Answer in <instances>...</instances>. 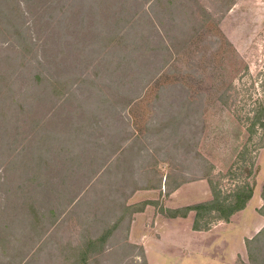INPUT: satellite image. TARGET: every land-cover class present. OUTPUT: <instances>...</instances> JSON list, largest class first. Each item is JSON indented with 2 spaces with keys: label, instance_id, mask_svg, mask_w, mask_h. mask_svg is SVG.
Instances as JSON below:
<instances>
[{
  "label": "rangeland",
  "instance_id": "374dc122",
  "mask_svg": "<svg viewBox=\"0 0 264 264\" xmlns=\"http://www.w3.org/2000/svg\"><path fill=\"white\" fill-rule=\"evenodd\" d=\"M258 118L264 0H0V264L167 263L172 234L192 264H264L259 224L234 251L230 220L171 233L166 207L254 161L258 211Z\"/></svg>",
  "mask_w": 264,
  "mask_h": 264
},
{
  "label": "crops",
  "instance_id": "0c3cea01",
  "mask_svg": "<svg viewBox=\"0 0 264 264\" xmlns=\"http://www.w3.org/2000/svg\"><path fill=\"white\" fill-rule=\"evenodd\" d=\"M180 187H179V189H180ZM177 190H178V187L173 188V192L174 191L176 192ZM254 191H255V189H254ZM170 193H172V192H170ZM256 196H257V193L255 191V193H253V196L251 197V199L247 203L246 207L240 211H237L235 214H233L230 218V222H225V223H227V226L225 227V229L223 228V230L225 232H223L221 238L218 240L221 242L224 241L225 247H229L234 251H239L243 246L245 247L247 240H251L253 237H255V236L252 237V235L250 233L253 230V228L255 229L256 224H259V227H257L258 233H260L264 229V215L262 214V208L264 206V200H263L262 205L257 204L256 207H258V211H253V210H255V208H253V205L255 203ZM202 201H205V200H202ZM177 202H178L177 205H182V207L194 204V203L187 204V203H189L188 201L186 202V201H181V200H179ZM198 202H201V201H198ZM198 202H195V203H198ZM166 207L169 209H175V208H179L181 206L176 207V205H173V206L166 205ZM247 211H251L253 213V220L250 222H247L244 219L242 220L239 218L241 216L243 217V215ZM194 217H195V213L193 211H190L189 214L187 215V217H181V216L170 217L169 219H171V226H170L171 227V233H172V231H174L176 228H178L184 222L187 223V225H186L187 229H189L192 232H198L197 230L193 229ZM234 217L236 219L239 218V221L235 222ZM262 225H263V227H262ZM215 227H216V225H215ZM199 232H201V231H199ZM204 233H207V232H204ZM213 244L214 243H212V247H210L208 245V246H206L205 249H207V248L213 249L214 248ZM163 246H165L166 249L171 250V258L167 259L168 260L167 263H164L161 261L160 264H168L170 262H171V264H192V262H191L192 260L190 259V257L186 256L185 254L188 250L191 252L193 250H197L192 245L189 246L187 244L178 243L176 241L174 234L171 235V242H162L160 244L155 245V247L157 249H162ZM203 249H204L203 247L199 246V248H198L199 252L198 251L197 252L201 254L203 252ZM197 252L194 253L193 256L197 255V257H198L197 261L199 263L200 254H198ZM204 255H206L205 252H204ZM208 262H210V261L208 260ZM211 262L213 263V260ZM220 264H222V263L220 262Z\"/></svg>",
  "mask_w": 264,
  "mask_h": 264
},
{
  "label": "trees",
  "instance_id": "16d2710c",
  "mask_svg": "<svg viewBox=\"0 0 264 264\" xmlns=\"http://www.w3.org/2000/svg\"><path fill=\"white\" fill-rule=\"evenodd\" d=\"M260 121L261 120L258 118L253 122L254 127L251 128V130H253L252 133H254L255 126H257ZM261 125L264 126V124ZM250 166L253 168H248L247 176L244 178H241L239 173L232 172L231 170L229 171V175H232L230 178L233 180V185L228 191H225L210 178L206 177L211 188L212 199L183 206V208L170 209V216L187 217L189 212L193 211L195 213L193 229L197 231L209 229L211 223L215 220L229 221L233 214L246 207L253 196L255 185L254 182H251V177H253L254 173V161L251 162ZM238 170L240 171L241 167H239ZM180 184L181 183H178L177 186H180ZM262 214L264 215L263 211Z\"/></svg>",
  "mask_w": 264,
  "mask_h": 264
}]
</instances>
